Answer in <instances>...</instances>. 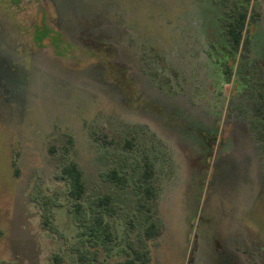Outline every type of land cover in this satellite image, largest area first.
<instances>
[{"label": "rangeland", "instance_id": "374dc122", "mask_svg": "<svg viewBox=\"0 0 264 264\" xmlns=\"http://www.w3.org/2000/svg\"><path fill=\"white\" fill-rule=\"evenodd\" d=\"M239 1L0 0V264L118 260L133 247L147 264H230L227 252L264 264V139L241 93L264 69V0L250 4L251 58L227 82L222 22ZM146 159L152 212L134 182ZM70 160L85 173V222L92 200L113 197L109 248L79 235L60 179Z\"/></svg>", "mask_w": 264, "mask_h": 264}, {"label": "trees", "instance_id": "16d2710c", "mask_svg": "<svg viewBox=\"0 0 264 264\" xmlns=\"http://www.w3.org/2000/svg\"><path fill=\"white\" fill-rule=\"evenodd\" d=\"M222 1L224 4L228 3V0ZM251 1L242 0L230 6L227 18L222 22V66L227 82H230L233 77L234 66L239 61L243 64L251 58L253 40L249 35V27L256 24L259 19V12L256 8L251 7ZM241 87L243 90L241 93H244V97L248 100L247 105L252 108L253 115L260 121L256 130L257 134L261 139H264V69L260 70L255 79L252 77L251 72L248 73V78L241 83ZM211 145H214V141ZM131 146L128 147L131 148ZM60 173V179L68 182V195L75 202V218L83 227L79 235L85 238L84 242L87 246L88 244L91 246L100 244L105 248H109L114 242V235L106 217L113 216L116 212L112 195L104 194L92 200L89 206L91 221L85 222L83 217L86 212L84 211V205L81 203L87 189L84 170L77 161L70 160L62 166ZM154 174V165L146 159L134 181L139 200L142 201V204L139 205L142 211L152 212L150 205L157 196L153 179ZM106 176L119 186L125 187L129 184L127 175L121 174L117 169L110 170ZM159 232L157 223L149 214L148 224L144 230L145 237L155 238ZM77 258L81 264H147L150 260L148 252L134 247L131 248L130 253L124 259L105 260L100 259L98 256L89 258V256L82 253ZM52 263L66 264L61 254H55L52 257Z\"/></svg>", "mask_w": 264, "mask_h": 264}, {"label": "flooded vegetation", "instance_id": "af4514ba", "mask_svg": "<svg viewBox=\"0 0 264 264\" xmlns=\"http://www.w3.org/2000/svg\"><path fill=\"white\" fill-rule=\"evenodd\" d=\"M232 130V129H231ZM224 141H227L226 137L224 136ZM224 262L230 263V264H240L238 263L237 259L234 257V253H223Z\"/></svg>", "mask_w": 264, "mask_h": 264}]
</instances>
